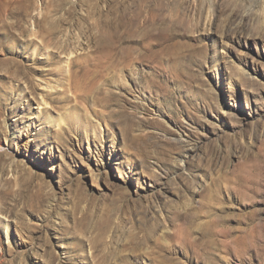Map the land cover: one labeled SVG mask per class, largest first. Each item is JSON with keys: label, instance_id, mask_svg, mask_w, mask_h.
Instances as JSON below:
<instances>
[{"label": "rangeland", "instance_id": "374dc122", "mask_svg": "<svg viewBox=\"0 0 264 264\" xmlns=\"http://www.w3.org/2000/svg\"><path fill=\"white\" fill-rule=\"evenodd\" d=\"M0 264H264V0H0Z\"/></svg>", "mask_w": 264, "mask_h": 264}, {"label": "bare ground", "instance_id": "6f19581e", "mask_svg": "<svg viewBox=\"0 0 264 264\" xmlns=\"http://www.w3.org/2000/svg\"><path fill=\"white\" fill-rule=\"evenodd\" d=\"M6 229H8V227H5Z\"/></svg>", "mask_w": 264, "mask_h": 264}]
</instances>
